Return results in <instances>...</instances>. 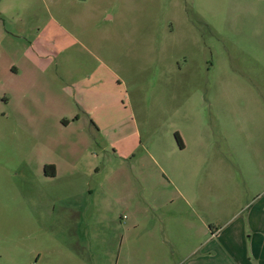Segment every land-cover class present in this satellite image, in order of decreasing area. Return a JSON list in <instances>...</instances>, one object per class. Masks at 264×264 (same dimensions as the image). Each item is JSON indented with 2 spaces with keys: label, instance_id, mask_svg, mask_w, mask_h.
Instances as JSON below:
<instances>
[{
  "label": "rangeland",
  "instance_id": "374dc122",
  "mask_svg": "<svg viewBox=\"0 0 264 264\" xmlns=\"http://www.w3.org/2000/svg\"><path fill=\"white\" fill-rule=\"evenodd\" d=\"M263 196L264 0H0V264H182Z\"/></svg>",
  "mask_w": 264,
  "mask_h": 264
},
{
  "label": "crops",
  "instance_id": "0c3cea01",
  "mask_svg": "<svg viewBox=\"0 0 264 264\" xmlns=\"http://www.w3.org/2000/svg\"><path fill=\"white\" fill-rule=\"evenodd\" d=\"M2 34L5 38L8 36H18L15 35L14 32L8 31L6 29L2 30ZM35 46L36 45L34 44V41H30V51L35 52L38 56L41 55L40 52L42 51L39 52V49H36ZM33 55L35 56V54ZM47 55L48 53L43 55L44 57H42L46 58ZM34 66L39 73H42L45 78L51 80V82L53 83L54 80L51 79L48 75V71L52 66L51 61L48 62L44 59L43 63H35ZM10 70L13 75L20 76L22 73V69L20 68L18 63L12 64ZM79 106L83 110V113L88 117L93 115L91 110L90 112L86 111L81 102H79ZM78 116L80 115H77L76 119H79ZM67 121L68 124L71 123L70 120ZM93 123L98 130L102 129L100 126V122L97 123V121H93ZM180 137L183 142L182 147L184 148L186 146L184 137L181 135ZM48 165H53L55 167H49L47 168V170L49 172H53L54 170V175L52 176H56L58 172L57 164L55 162H52L50 164H47V166ZM46 175L51 176L47 173ZM168 180L171 181L172 179ZM176 193L178 194L180 200L185 201L188 206L191 205L192 201L190 200V202L181 191L177 190ZM259 196L260 195H258V197ZM258 199L254 198L245 200L243 207L233 215L231 221L229 220L223 226L218 227L216 224L213 226L203 220L199 222L200 224H198L197 233H192V238L189 237V239L187 240V245H191V247L187 251L188 253L186 254L185 261L181 259L182 264H264V196L259 200L260 202H258V206L256 207L255 204ZM153 201H157V199ZM157 203H160V200H158ZM152 204L144 206L143 209H145L147 215L149 213L147 212V210H151V213H156L155 216H159V209H162V206ZM209 206L210 204L208 205V207ZM192 209L194 211L196 207L195 209ZM240 216H242L243 219H240L241 222L236 223V220ZM143 224L144 223H142L141 221H137V219H135L134 222H130L129 226L127 227L129 228V231L133 229L137 230ZM165 225L166 223L164 221V227ZM169 227L170 229L173 228L171 224L168 225V228ZM184 236L185 234L183 233V238ZM172 240H175V235ZM166 241V243L163 242L164 245L169 243L170 246H173L169 239H167ZM170 250L171 256L166 257L167 260L165 261L171 262V259L174 256V252L176 250H179V247H171ZM170 250L168 249L167 252H169Z\"/></svg>",
  "mask_w": 264,
  "mask_h": 264
},
{
  "label": "trees",
  "instance_id": "16d2710c",
  "mask_svg": "<svg viewBox=\"0 0 264 264\" xmlns=\"http://www.w3.org/2000/svg\"><path fill=\"white\" fill-rule=\"evenodd\" d=\"M178 139H179V141H180V144H181V146H183V142H182V139H181V137H180V135L178 134ZM55 168L53 165H48L47 167H46V173L48 174V175H54V170H53V172H49L48 170H47V168Z\"/></svg>",
  "mask_w": 264,
  "mask_h": 264
}]
</instances>
